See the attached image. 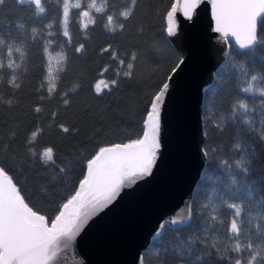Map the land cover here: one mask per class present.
<instances>
[{
  "label": "snow or ice",
  "instance_id": "1",
  "mask_svg": "<svg viewBox=\"0 0 264 264\" xmlns=\"http://www.w3.org/2000/svg\"><path fill=\"white\" fill-rule=\"evenodd\" d=\"M14 2L22 10H28L23 6H34V10L29 21L15 25V33L0 30V107L8 109L15 106V90L21 88L28 70L29 53L37 44L42 60V82L37 88L41 102L58 96L62 104L69 107L71 97L78 94L82 85L74 83L64 90V80L71 69L72 58L85 55L89 30L94 31L99 25L106 35H122L127 22L134 19L139 4V0ZM204 2L174 0L170 3L164 14L163 39L177 35L178 12L191 21ZM208 2L213 31L221 34L227 47H231L228 41L232 39L238 48V55L229 57L220 76L239 98L228 106L216 104L213 98L212 106L217 108L215 126L223 130L222 125H232L238 132L233 157L219 159L221 175L215 178L206 175L212 185L202 187L200 193L191 197L183 216L168 221L175 227V242L165 243L163 231L167 226H157L159 231L154 233L156 264H264V176L258 181L248 179L257 161L264 162V152L257 154L256 147L247 140L254 137L256 144L264 146V0ZM4 4L5 0H0V6ZM53 6L55 14L50 13ZM37 17L40 19L36 20ZM44 20L47 22L43 23ZM30 22L36 26L29 28ZM70 23L76 24L84 42L73 44ZM55 48L60 52L54 65L51 50ZM155 51H160L158 46ZM97 55L102 59L107 56L108 62L95 69L94 82L89 86L95 96L111 95L123 83L135 79L139 51L121 53L109 42L97 49ZM183 64L181 58L170 74L156 85L157 90L144 109L140 133L128 134L120 142L102 140L88 151L64 160L57 155L54 146L38 147L45 135V128L38 125L30 128L26 137L28 159L18 160L10 154L8 145L0 141L3 145L0 152V264H77V240L89 221L113 205L125 189L153 174L162 149L161 113L173 76ZM5 83L10 85L6 94L3 92ZM218 90L223 91V86ZM34 112L42 114L43 110L36 106ZM57 116L56 112L51 113L52 119ZM58 130L65 135L72 131L64 124H59ZM202 152L207 156L206 149ZM237 155L239 159L235 158ZM30 160L40 163L49 173L50 184L45 187L56 189L58 201L48 200L46 190H28ZM197 196L201 197L199 203ZM42 200L55 206L47 208ZM194 216L199 218L196 223H193ZM137 264H142L139 255Z\"/></svg>",
  "mask_w": 264,
  "mask_h": 264
},
{
  "label": "trees",
  "instance_id": "2",
  "mask_svg": "<svg viewBox=\"0 0 264 264\" xmlns=\"http://www.w3.org/2000/svg\"><path fill=\"white\" fill-rule=\"evenodd\" d=\"M72 2L75 3V0ZM172 2L173 0H139L135 17L127 22L126 30L122 35H106L99 25L94 31L89 30L87 36L90 37V40L86 44L87 51L82 58H72L71 69L64 80V90H68L74 83L82 85L78 94L71 97L69 107L64 106L58 96L41 102L40 95L37 94V88L42 82V60L38 55L41 49L39 44L32 48L29 53L28 70L21 81V88L15 90L16 95L13 97L15 106L11 109L0 107V141L8 145L10 154L16 156L18 160L28 159L26 137L29 135V129L38 125L45 128V135L40 139L38 147L50 144L57 149V155L64 160L72 159L81 152L88 151L102 140L114 139L116 142H120L128 134H139L142 128L144 109L151 96L156 92V85L170 73L179 60V54L169 38L166 41L163 39L164 14ZM23 7L28 10H22L14 0H5V4L0 6V30L15 33V25L18 22L29 21L32 18L34 6ZM50 13L55 14L54 6L50 8ZM35 19L39 20L40 18ZM73 20H75L74 14ZM46 22L47 20L43 21V23ZM32 26L36 25L30 22L28 27ZM69 31L73 36L74 45L85 41L83 36L78 35L75 23H70ZM109 42L113 43L114 48H118L121 53L139 51L140 58L136 62L135 79L126 81L118 91H114L111 95L97 97L89 86L94 82L95 69L98 65L108 62L107 56L102 59L97 55V49ZM228 44L231 47H228L225 57L214 70L211 81L203 89L201 102L202 149H206L207 156H205L200 175L193 187L192 196L200 193L202 187L212 185V181L206 180V175L213 178L221 175L219 170L221 157L225 159L233 157L234 138L238 129L232 125H222L223 130H218L215 126L217 108L212 106L213 98H215L216 104L221 106H228L239 98L228 87V82L221 79L220 76L229 57L238 55V48L234 41L230 39ZM155 46H158L160 51H155ZM59 52V48L51 50V53ZM68 55L71 58L70 51ZM61 66L63 65L61 64ZM221 85L223 91L218 90ZM9 88L10 85L5 83L3 92L6 94ZM36 106L42 108V114L34 112ZM52 112L58 114L56 119L51 118ZM59 124L70 127L71 134L61 133L58 130ZM77 130L78 134H76ZM247 140L248 143L256 147L257 154L264 152V146L256 144L254 137H248ZM2 150L3 145H0V152ZM235 158L239 159V156L237 155ZM29 163L31 171L27 173L26 181L28 190L30 192L46 190L48 200L58 201L60 197L56 195V189L45 187L50 184L47 179L49 173L44 171L40 163L34 160H30ZM49 171L53 172L54 170L50 169ZM262 176H264V162L258 160L248 179L258 181ZM200 201L201 197L197 196V202ZM41 203L47 208L55 206L54 204L49 205L44 200ZM198 219L194 216L193 223H196ZM165 225L167 226L163 231L166 238L165 243H174L175 227L168 223L163 226ZM185 231L187 230L185 229ZM155 244L156 237L153 236L146 245L147 247L145 246L141 251L142 264H156Z\"/></svg>",
  "mask_w": 264,
  "mask_h": 264
},
{
  "label": "water",
  "instance_id": "3",
  "mask_svg": "<svg viewBox=\"0 0 264 264\" xmlns=\"http://www.w3.org/2000/svg\"><path fill=\"white\" fill-rule=\"evenodd\" d=\"M177 22V35L168 38L184 64L173 76L161 113L162 149L156 167L89 221L77 240V264H137L138 255L141 260L142 249L159 231L157 226L183 216L190 204L205 159L203 89L228 47L213 31L208 0L191 21L178 12Z\"/></svg>",
  "mask_w": 264,
  "mask_h": 264
},
{
  "label": "rangeland",
  "instance_id": "4",
  "mask_svg": "<svg viewBox=\"0 0 264 264\" xmlns=\"http://www.w3.org/2000/svg\"><path fill=\"white\" fill-rule=\"evenodd\" d=\"M59 53H51V56H52V60H53V64L55 65V62H56V57Z\"/></svg>",
  "mask_w": 264,
  "mask_h": 264
}]
</instances>
